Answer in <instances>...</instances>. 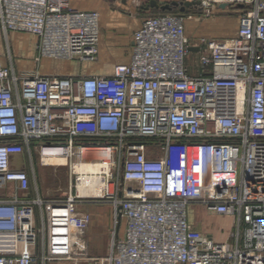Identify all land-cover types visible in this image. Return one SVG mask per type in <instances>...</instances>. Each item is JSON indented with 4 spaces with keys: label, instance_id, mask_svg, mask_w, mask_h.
Listing matches in <instances>:
<instances>
[{
    "label": "built area",
    "instance_id": "1",
    "mask_svg": "<svg viewBox=\"0 0 264 264\" xmlns=\"http://www.w3.org/2000/svg\"><path fill=\"white\" fill-rule=\"evenodd\" d=\"M201 2L205 15L240 9L234 39L191 43L186 16L161 12L133 33L129 62L75 76L40 65L97 61L100 13L0 0V30L37 38L33 69L0 60V264H264V0ZM55 156L72 174L60 200L41 195L35 170ZM90 161L81 194L72 165ZM94 203L113 210L101 256L88 254L81 210ZM194 206L233 217L230 239L196 229Z\"/></svg>",
    "mask_w": 264,
    "mask_h": 264
},
{
    "label": "rangeland",
    "instance_id": "2",
    "mask_svg": "<svg viewBox=\"0 0 264 264\" xmlns=\"http://www.w3.org/2000/svg\"><path fill=\"white\" fill-rule=\"evenodd\" d=\"M123 0H108L107 7L110 9V12L115 14L116 18L121 20V23H125L131 28L139 26L142 22V19L145 17H150L157 15L161 12L168 13H178L186 16V32L190 39L191 43H196L200 40H209V39H218V40H231L234 39L237 35V30L239 27V17L241 11L239 8L231 7L225 10L214 9L211 14H200L199 7H192L189 10H182L181 6L174 7L170 11H163L161 9L151 8L149 10L143 9L147 6L151 0H126V4L122 3ZM160 5L172 4V2H185V1H208V0H156ZM192 16V17H191ZM136 29H134L135 31ZM224 35H227L224 37ZM124 33H120L118 37L123 38ZM127 37H130V34H127ZM30 40L35 44V38L28 35L27 33L15 32L11 34L10 32L6 35L0 31V56L5 55V58L9 60L12 57L13 62L17 69H23L30 65L35 66L34 60L28 62L27 50L30 48L28 42L20 40ZM32 40V41H31ZM21 43V44H20ZM18 45H21L23 50L21 52L17 51ZM25 50V51H24ZM35 49L33 48V52ZM129 47L126 48L122 55L119 58H109L107 53H101L98 60L95 62H86L79 63L77 61L73 62H63V61H53L45 60L40 65V71L42 73H54L56 71L65 70L66 67L70 69L69 65H87L90 69L84 70V72H91L92 69H96V73L104 75L110 69H113V65L127 62L129 58ZM107 56V57H106ZM58 62H61L58 63ZM62 62L64 64H62ZM187 64L191 67L193 74L198 73V69L194 64V58L189 57L187 59ZM74 68V67H73ZM74 68V69H75ZM83 71V70H82ZM54 75V74H53ZM60 75V74H59ZM19 167L22 166V163L18 161ZM36 174L38 179V185L41 195L47 199H64L65 196L69 193L71 187V172L68 166L63 167H53V166H43L40 162H37ZM75 180V177H73ZM75 185V181H73ZM73 189L75 190L74 186ZM196 211L202 210L205 211L202 207L194 206L192 207ZM201 208V209H200ZM207 212V211H205ZM196 215V220L199 223H203L210 228L215 230L218 229V219L213 218V215H206L204 213H199L198 211L194 214ZM219 233V232H218ZM111 239V235H110ZM90 256H97L95 253L90 252ZM77 264H90V262L84 258H81ZM73 261H64L57 262V264H76Z\"/></svg>",
    "mask_w": 264,
    "mask_h": 264
},
{
    "label": "crops",
    "instance_id": "3",
    "mask_svg": "<svg viewBox=\"0 0 264 264\" xmlns=\"http://www.w3.org/2000/svg\"><path fill=\"white\" fill-rule=\"evenodd\" d=\"M107 1L108 0H70V3H71V6L75 9L98 11L101 16L100 52L105 53V54L107 53V56L112 59L119 58L122 55L123 51L129 47L130 52H129V58L127 60V62H129L133 33L141 26L142 22L139 24V26L137 25L134 28H131L125 23H121V20L116 18L115 14L113 15V13L110 12V9L107 7L108 5ZM134 29L136 30L134 31ZM10 33L13 34L15 32H10ZM120 33H124L125 36L123 38L118 37ZM127 34H130V37H127ZM30 36H33V35H30ZM226 36L227 35H224V37ZM33 37L35 38V44L33 42H30V40H22V39L20 40L21 42L24 41V42H28L29 44H31L30 48L26 51L27 52L26 58L28 59V62L29 61L31 62V60L35 61V57L37 55V38L35 36ZM33 48L35 49L34 50L35 52H33ZM15 49H17V51L19 52L23 50L21 45H18V47ZM0 60L3 63L8 62L7 58H5V55L4 57L0 56ZM45 60H53V59H44L42 63ZM53 61L73 62V61H64V60H53ZM63 62L62 64H64ZM127 62H122V63H127ZM58 63L61 64V62H58ZM118 64H121V63H118ZM115 65H113V67ZM34 67L35 66L30 65L28 67H25L19 70H31ZM69 67L70 69L66 67L65 70L56 71L54 73H43V74H50V75L60 74V75H75V76L77 75H82V76L101 75V74L96 73L95 72L96 69L94 68L92 69L91 72H84V70L90 69L89 66L84 65V64L76 65V68H75V65H69ZM111 72L112 70L110 69L104 75H109ZM203 209L207 212L205 211L203 212L202 210L200 211L197 210V211L199 213H204L206 215L207 214L213 215L214 219L217 218L218 219V229L215 230L203 223H199L196 220V217H195L196 215H194L197 211L194 208H191L189 212V219H190V222L193 224V226L200 231H203L207 234L212 235L216 240L220 242L228 241L234 230L235 219L229 216H218L214 212L208 211L205 208ZM81 210L89 212L92 217L90 228L86 233V241L88 244V249L90 250V252L95 253V255L97 256L107 254V252L109 251V246H110V241H111L110 239L111 227L113 224L112 207L109 204H105V203L104 204L94 203L88 206H83ZM51 264H57V263H51Z\"/></svg>",
    "mask_w": 264,
    "mask_h": 264
},
{
    "label": "bare ground",
    "instance_id": "4",
    "mask_svg": "<svg viewBox=\"0 0 264 264\" xmlns=\"http://www.w3.org/2000/svg\"><path fill=\"white\" fill-rule=\"evenodd\" d=\"M94 156H92L90 159L93 158H100V154H93ZM47 162V166H53V167H65V166H69V161H67V159L65 157L62 156H55L49 159L45 160ZM73 167V172H75L76 174H81L80 178L82 179L81 183L79 184V191L81 194L84 193V187L89 184V183H93V178H91V176L86 175L87 173H91L94 172L93 169V165L90 161V163H87L83 166H79V165H72ZM92 194H98V190L97 188L92 190Z\"/></svg>",
    "mask_w": 264,
    "mask_h": 264
},
{
    "label": "water",
    "instance_id": "5",
    "mask_svg": "<svg viewBox=\"0 0 264 264\" xmlns=\"http://www.w3.org/2000/svg\"><path fill=\"white\" fill-rule=\"evenodd\" d=\"M123 3L126 4V0H123ZM202 4L201 1H185V2H172V4H166V5H160L156 0H151V2L143 7V9L149 10L151 8H156V9H161L163 11H170L172 10L174 7H178L181 6L182 10H189L190 8L194 7V6H200ZM225 5H222L221 8L225 9ZM191 51H197L196 48H190Z\"/></svg>",
    "mask_w": 264,
    "mask_h": 264
}]
</instances>
